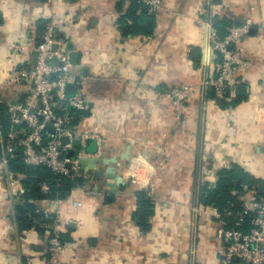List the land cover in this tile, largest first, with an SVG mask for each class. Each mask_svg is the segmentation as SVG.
I'll list each match as a JSON object with an SVG mask.
<instances>
[{"label": "crops", "instance_id": "obj_1", "mask_svg": "<svg viewBox=\"0 0 264 264\" xmlns=\"http://www.w3.org/2000/svg\"><path fill=\"white\" fill-rule=\"evenodd\" d=\"M118 1L0 0V103L13 105L25 94L12 68L32 60L37 24L54 20L72 72L85 79L94 100L79 129L92 131L95 157L120 161L81 165L83 187L66 201L38 207L54 214L71 239L62 264H218L222 225L215 209L198 202L197 187L204 181L214 187L217 172L232 164L264 181V0H164L151 37L122 36ZM216 18L232 27L251 23L241 44L249 66L238 74L246 95L238 96L239 85L234 107L220 108L204 85L217 69L211 43ZM16 43L25 51H13ZM192 49L198 59L191 58ZM184 85L195 89L177 113L164 93ZM107 167L123 177V186L114 189ZM20 178L0 165V264H46L47 228L21 235L16 227ZM142 189L155 203L148 232L132 219ZM254 195L248 191L244 200Z\"/></svg>", "mask_w": 264, "mask_h": 264}, {"label": "built area", "instance_id": "obj_2", "mask_svg": "<svg viewBox=\"0 0 264 264\" xmlns=\"http://www.w3.org/2000/svg\"><path fill=\"white\" fill-rule=\"evenodd\" d=\"M141 1L155 13L164 2ZM59 27L54 20L48 22L40 42L32 51V60L12 68V79L23 83L26 91L19 101L8 105L7 132L0 125V165L7 171L9 159L18 150L22 152L25 165L47 167L67 178L80 176L81 161L95 157L86 152L87 139L94 138L92 131H81L78 125H73L74 117L69 112L87 111L91 115L94 100L86 91L85 79L72 72L75 65L70 59L66 41L58 35ZM250 29L249 22L230 27L222 40L217 39L216 33L212 32L211 43L218 74L204 85L213 88L219 99H224L229 93L230 101L234 98L236 88L243 84L238 77L239 69L249 66V62L242 58L241 44ZM12 50L25 51V47L16 43ZM69 85L75 88L72 96L66 92ZM194 89L193 85L176 87L166 91L165 96L179 113L181 105ZM65 137L68 144L63 141ZM70 151L75 152L74 157L70 156ZM244 210L254 214L252 228L246 234L224 228L218 230L217 236L224 245L218 264H264V198L258 200L254 195L252 199L245 200ZM50 229L46 264H62L68 244L63 241V233L56 223Z\"/></svg>", "mask_w": 264, "mask_h": 264}, {"label": "trees", "instance_id": "obj_3", "mask_svg": "<svg viewBox=\"0 0 264 264\" xmlns=\"http://www.w3.org/2000/svg\"><path fill=\"white\" fill-rule=\"evenodd\" d=\"M126 1H129L130 4L124 10L123 5ZM116 8L119 14L117 23L122 36H153L157 26L156 13L152 12L141 0H119ZM47 24V21H41L37 24L41 34L37 43L40 42ZM230 27H232L231 23L227 19L216 18L213 28L216 31L217 39H224ZM217 74L216 69L212 79L216 78ZM207 98L215 100L220 108L234 107L241 99L235 97L228 101L229 93H226L224 99H219L216 97L213 88H209ZM8 109V104L0 103V125L4 132H7L9 127ZM69 112L74 117L73 125H79L82 117L90 115L87 111L70 110ZM8 171L15 177H21L22 192L18 200L21 202H18L14 209L16 227L21 235L33 228L40 232L41 226L46 227L50 233L51 226L56 223V216L40 210L38 203L42 201H66L75 188L85 185V179L80 176L67 178L55 174L47 167L25 165L21 150L14 153L9 159ZM261 186H264L263 180L254 177L241 166L232 164L229 168H223L217 172L214 187L207 181L200 183L197 187V199L203 207H211L218 212L219 218L216 221L222 225V228L246 234L252 228L251 222L254 214L244 210V199L248 191H254L258 200L263 199L264 194L260 192ZM135 196L137 208L132 219L139 224L144 232H148L153 226L151 218L155 208L152 194L149 190L142 189L136 191ZM62 239L66 244L71 241L67 235H62Z\"/></svg>", "mask_w": 264, "mask_h": 264}, {"label": "water", "instance_id": "obj_4", "mask_svg": "<svg viewBox=\"0 0 264 264\" xmlns=\"http://www.w3.org/2000/svg\"><path fill=\"white\" fill-rule=\"evenodd\" d=\"M54 50H56V46H54ZM190 56L192 59H198V51L196 49H192L191 52H190ZM74 86L73 85H69L68 88H67V93L69 96H72L73 95V92H74ZM246 95V87L244 85L240 86L238 88V96H244ZM64 143L65 144H68V139L67 137H65L63 139ZM97 141L95 139H87L86 141V152L89 153V154H92L94 156H96L97 154ZM70 156L71 157H74L75 156V152L74 151H70ZM127 156L126 155H123V159H125ZM104 163L105 165H108L109 163H117L119 164L120 166V161H118L116 159V157H113V158H105L103 160H101L99 157H91L90 159H83L81 161V165L82 166H87L88 164L89 167L92 169L94 168L97 164L99 163ZM106 176L108 179L110 180H113L114 181V189L117 188V186L121 187L124 185V180H123V177L122 176H118L117 173H116V170L114 167H107L106 169ZM99 175H102V173H98ZM260 192L262 194H264V186H261L260 187Z\"/></svg>", "mask_w": 264, "mask_h": 264}, {"label": "rangeland", "instance_id": "obj_5", "mask_svg": "<svg viewBox=\"0 0 264 264\" xmlns=\"http://www.w3.org/2000/svg\"><path fill=\"white\" fill-rule=\"evenodd\" d=\"M184 86H187V85H184ZM180 87H183V86H180ZM174 88H176V87H174ZM171 89H173V88H171ZM169 90H170V89H169ZM169 90H167V91H169ZM165 93H166V91H165ZM165 93H164V94H165ZM182 105H183V104H182ZM182 105H181V108H182ZM146 173H147V172H146ZM151 173H152V172H151ZM151 178H152V176L149 175V177H148L149 182H150Z\"/></svg>", "mask_w": 264, "mask_h": 264}]
</instances>
